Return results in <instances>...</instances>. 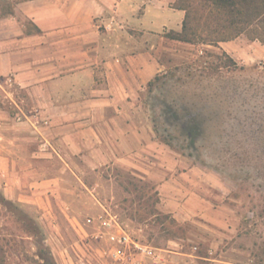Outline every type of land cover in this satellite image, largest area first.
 <instances>
[{"label":"rangeland","instance_id":"rangeland-1","mask_svg":"<svg viewBox=\"0 0 264 264\" xmlns=\"http://www.w3.org/2000/svg\"><path fill=\"white\" fill-rule=\"evenodd\" d=\"M18 1L0 0V18ZM236 39L238 55L222 42L173 41L163 51L159 79L140 95L158 143L141 168L68 160L75 171L43 196L32 183L66 162L33 155L43 135L14 102L24 92L0 76V153L14 156L12 174L0 157V264H113L106 236L97 237L106 209L167 264H264V44ZM191 116L203 125L195 143L176 126ZM172 193L179 201L167 200Z\"/></svg>","mask_w":264,"mask_h":264},{"label":"crops","instance_id":"crops-1","mask_svg":"<svg viewBox=\"0 0 264 264\" xmlns=\"http://www.w3.org/2000/svg\"><path fill=\"white\" fill-rule=\"evenodd\" d=\"M177 1L21 0L14 13L0 18V76L24 92L14 102L30 110L25 123L43 135L33 155L66 162L56 177L36 178L34 193L58 191L62 174L75 171L68 160L83 159L93 168L111 163L134 168L156 155L158 143L140 95L164 69L167 46L184 43L166 36L182 30L186 11ZM237 40L221 45L238 55ZM0 157L12 174L13 154ZM170 196V202L179 201Z\"/></svg>","mask_w":264,"mask_h":264},{"label":"trees","instance_id":"trees-1","mask_svg":"<svg viewBox=\"0 0 264 264\" xmlns=\"http://www.w3.org/2000/svg\"><path fill=\"white\" fill-rule=\"evenodd\" d=\"M177 7L185 10L186 15L181 31L166 33L171 39L218 45L248 33L264 44V0H180ZM158 79L157 74L148 85L152 86ZM176 126L191 143H195L203 131L197 116L182 120ZM156 131L159 134V130ZM160 139L173 145L171 139L163 134ZM5 201L10 202L8 199Z\"/></svg>","mask_w":264,"mask_h":264},{"label":"built area","instance_id":"built-area-1","mask_svg":"<svg viewBox=\"0 0 264 264\" xmlns=\"http://www.w3.org/2000/svg\"><path fill=\"white\" fill-rule=\"evenodd\" d=\"M18 120H22L21 115ZM44 122L48 123L47 120ZM41 147L46 150L49 146L43 143ZM101 219L105 230L104 233L97 234V237L106 236L113 264H167L156 247L143 242L128 230L118 213L106 209V214L101 215Z\"/></svg>","mask_w":264,"mask_h":264}]
</instances>
